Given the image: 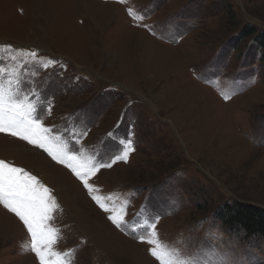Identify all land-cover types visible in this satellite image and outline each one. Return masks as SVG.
Returning <instances> with one entry per match:
<instances>
[{"label": "rangeland", "instance_id": "374dc122", "mask_svg": "<svg viewBox=\"0 0 264 264\" xmlns=\"http://www.w3.org/2000/svg\"><path fill=\"white\" fill-rule=\"evenodd\" d=\"M261 34L264 0H0V82L8 88L15 69L25 92L50 99L42 123L73 154L107 161L132 126L135 151L88 177L91 195L68 167L0 134V159L51 190L53 250L64 264H158L150 245L108 219L121 209L136 229L159 217L158 246V234L172 236L201 217L219 222L225 202L264 209ZM32 51L58 63H25ZM224 230L248 248V264H264L263 239ZM30 242L22 221L0 205V264H40Z\"/></svg>", "mask_w": 264, "mask_h": 264}, {"label": "snow or ice", "instance_id": "6c2138e0", "mask_svg": "<svg viewBox=\"0 0 264 264\" xmlns=\"http://www.w3.org/2000/svg\"><path fill=\"white\" fill-rule=\"evenodd\" d=\"M129 15H134L131 9H129ZM134 18L140 19L142 17L136 16ZM169 39L175 42L173 38L169 37ZM23 55L25 63L31 60L45 69L49 65L58 63L54 59H37L35 51L26 52ZM12 59L15 60L16 57L13 56ZM4 72L5 69L0 67V76H3ZM10 75L12 79L8 81V88H5L0 82V134H6L27 142L35 149L47 153L52 160L68 167L81 180L90 195L93 188L88 182V177L95 175L101 168H111L113 164L121 161L128 162L130 154L135 151L132 126L129 128L128 138L119 141L123 146L122 151L107 161L100 160L92 163L91 158L86 159L73 154L68 142L62 139L60 135L54 134L53 129L43 125L44 113H50L52 109L51 100L42 97L36 90L32 91L31 94L25 92L21 88L23 83L20 80L21 74L15 69ZM224 98L227 100L229 97L226 95ZM38 109H42V111ZM85 134V132H81L79 135ZM108 135L112 136L113 133ZM91 198L103 211L115 212V209H110L100 196L92 195ZM0 205L22 221L31 237L30 250L35 253L40 264H64L61 253L53 250V245L59 236V230L49 224L52 214L58 208L54 197L51 195V190L24 168L14 166L3 159H0ZM108 219L117 229L129 232L140 242L150 245V255L155 260L162 261L161 248L155 239L159 217L154 218L151 223L145 224L144 230L136 229L135 226L130 227L125 222L124 209L114 215H109ZM144 231H147V235L144 234ZM136 232L141 234L136 235ZM27 247L29 246H25V248Z\"/></svg>", "mask_w": 264, "mask_h": 264}, {"label": "clouds", "instance_id": "9594fccd", "mask_svg": "<svg viewBox=\"0 0 264 264\" xmlns=\"http://www.w3.org/2000/svg\"><path fill=\"white\" fill-rule=\"evenodd\" d=\"M162 261L158 264H248L246 246L227 233L211 215L201 217L187 229L160 238ZM207 241V245L204 242Z\"/></svg>", "mask_w": 264, "mask_h": 264}, {"label": "trees", "instance_id": "16d2710c", "mask_svg": "<svg viewBox=\"0 0 264 264\" xmlns=\"http://www.w3.org/2000/svg\"><path fill=\"white\" fill-rule=\"evenodd\" d=\"M252 30L253 28H248L247 32ZM257 42L264 51L262 34L258 36ZM218 211L215 217L227 230L239 231L246 238L259 237L264 240V209L249 202L235 200L230 203L225 202Z\"/></svg>", "mask_w": 264, "mask_h": 264}]
</instances>
